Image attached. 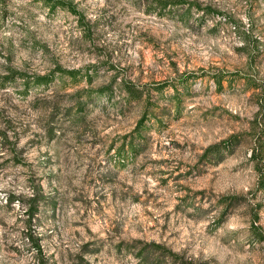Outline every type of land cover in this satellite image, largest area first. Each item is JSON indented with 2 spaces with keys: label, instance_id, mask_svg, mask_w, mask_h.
I'll return each instance as SVG.
<instances>
[{
  "label": "rangeland",
  "instance_id": "obj_1",
  "mask_svg": "<svg viewBox=\"0 0 264 264\" xmlns=\"http://www.w3.org/2000/svg\"><path fill=\"white\" fill-rule=\"evenodd\" d=\"M66 1L83 23L41 0L0 2V264H137L138 242L161 243L193 264H264V240L250 228L257 213L264 233L250 135L254 83H264V0H189L214 13ZM55 65L89 71L92 81L57 74L28 89L10 79ZM115 79L152 89L158 120L135 152L119 153L145 101L126 104L116 89L92 92L83 113L76 104L79 89ZM164 81L163 92L153 90ZM233 136L241 141L220 161L204 159ZM222 197L238 200L219 223Z\"/></svg>",
  "mask_w": 264,
  "mask_h": 264
},
{
  "label": "trees",
  "instance_id": "obj_2",
  "mask_svg": "<svg viewBox=\"0 0 264 264\" xmlns=\"http://www.w3.org/2000/svg\"><path fill=\"white\" fill-rule=\"evenodd\" d=\"M5 0H0L3 2ZM46 6L49 7L50 10H55L57 8L68 9L71 13L78 16V21L82 23L85 20V17L82 13L74 6L71 2L66 0H41ZM146 4L152 6L154 10H158L160 12H165L167 10H171L180 6H187L188 10H191L193 7H196L199 11H207L209 13H214V10L211 9H202L199 5L195 4L189 0H145ZM218 14H221L218 12ZM223 15V14H221ZM66 75L69 76L72 80L78 81V79L86 78L87 82L90 83L92 81V75L89 71L86 72L85 75H81L80 70L76 69H66L60 65H55L54 69L46 75H33L26 76L21 73H14L10 79L21 78L26 82V88H30L31 86H45L47 87L55 78L56 75ZM215 80L217 82V86L222 88V77L219 75L215 76ZM249 81H252L248 77ZM154 91L161 93L167 87V82H159L153 85ZM119 89L120 92L125 96L126 104L135 102H143L145 101V108L142 113V117L138 121L136 128L131 135L129 141H127L124 146L120 149L119 153L127 152V148L130 152L136 151L135 140L137 138H141L144 134V129L146 124L153 120H158V115L156 113H151L152 107V89H145L142 86L134 83L133 81H129L127 79H121L120 82L115 79L107 86H103L95 91H90L87 89H79L77 91V99L76 104L80 113H83L84 100L86 98H92L93 93L96 95H106L111 97L112 94L115 93V90ZM254 90L256 91V96L259 104V111L256 114V117L251 122V133L250 135L256 141V147L252 150V159L256 162L255 169L258 173V187L264 189V83H254ZM179 92V89L176 88V93ZM241 141L240 136H233L226 142H221L215 145L210 146L204 153V159L207 161H220L222 159L223 153L231 150L236 144ZM37 194L35 193L33 196L32 202L28 205L27 213L30 218V221H33V218L36 214L37 208ZM238 200L237 197H222L219 200L220 204L226 206V210H224L219 218V223L224 220L226 213L229 211V207L233 206V204ZM259 214L255 213L254 218L251 221V230L254 235L260 237V240H264V233L261 225H259ZM32 244L37 247V249L41 252V244L32 240ZM136 244H140V249L137 252L138 262L137 264H193L192 261L186 260L182 255L174 252L170 248L165 245L157 242H138Z\"/></svg>",
  "mask_w": 264,
  "mask_h": 264
}]
</instances>
